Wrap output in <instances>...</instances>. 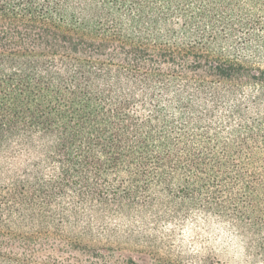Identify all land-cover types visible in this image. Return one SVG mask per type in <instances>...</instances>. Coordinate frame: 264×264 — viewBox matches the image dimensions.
<instances>
[{
    "label": "trees",
    "instance_id": "1",
    "mask_svg": "<svg viewBox=\"0 0 264 264\" xmlns=\"http://www.w3.org/2000/svg\"><path fill=\"white\" fill-rule=\"evenodd\" d=\"M0 264H264V0H0Z\"/></svg>",
    "mask_w": 264,
    "mask_h": 264
}]
</instances>
